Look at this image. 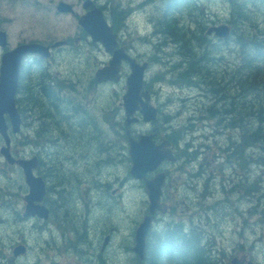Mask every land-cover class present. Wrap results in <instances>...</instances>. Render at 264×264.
Masks as SVG:
<instances>
[{
  "label": "flooded vegetation",
  "instance_id": "obj_1",
  "mask_svg": "<svg viewBox=\"0 0 264 264\" xmlns=\"http://www.w3.org/2000/svg\"><path fill=\"white\" fill-rule=\"evenodd\" d=\"M66 1L74 7L71 11L75 12H65V15L71 16L74 22H78V29L74 33V36L71 34L65 39V43L61 48L73 49L77 47L76 45H80L91 55V57H87L78 56V54L77 56L79 59H82V62H87L88 58H98V50H101V44L99 45L98 42L93 41L92 38L90 39L91 36L79 25L80 17L88 12V9L84 6L85 0ZM95 2L98 5L102 4L98 0H95ZM101 7L106 9L105 5H101ZM38 10L51 11L52 14L57 15H61L62 13H57L56 11L59 10L51 7L39 8ZM4 21L5 19L1 15L0 26L6 29L7 25H3ZM7 31L9 32V30ZM9 38L11 39V37ZM41 42L50 47L54 43L53 40L50 41L48 39H44ZM16 43H19V41ZM14 44L11 41L9 47H12ZM87 48H90V50ZM7 49L8 47L6 49L0 48V52ZM52 52H55V50L52 49ZM70 55L71 53L68 54V56ZM61 58L63 60L66 59L65 57ZM57 59L56 57L45 59L39 55L30 57V61H33L35 65L47 61V64L40 65V67L48 69L37 73L36 82L30 88L31 92L38 90L39 96H42L44 92L48 95V92L54 91V88L51 89L50 86H47V83H52L53 81L54 73L51 65L52 60L57 63ZM25 72H21V91L26 89L24 81L28 76L24 74ZM163 79L165 78L161 76L159 78L160 83H153L150 80H147L146 83L149 86H147V89L150 92V102L157 107V119L147 121L142 112L137 110L132 115V118H137L138 121L128 126L126 125V113L122 105V97L126 92L124 88L122 93L117 92L114 88L109 89L113 98L105 102L104 100L100 102L101 86L103 84L96 82L91 89H82L84 90L82 92L87 104L85 110L74 100L73 94H71L70 99H66L73 101L70 104L71 112L67 116L74 123L71 124L72 126L87 124L86 117L90 119L94 118V122H96L95 126L103 132H105L104 127L111 128L117 126L119 131L115 135L120 137L118 145L112 147L110 152L100 154V157L97 152L91 154L84 152L90 149L89 144L78 145L76 143L77 137L83 138L84 136L76 134L73 136V133L64 124L62 125L63 131L61 127H57V131L56 129L54 130L55 134L58 132L60 135L52 138L51 136L54 135L52 129L56 122L46 121V117L42 115L43 110L37 104L35 105L36 118L34 119L33 117L31 125L35 143L31 153L27 154L31 155L37 163L35 174L43 177L46 182V194L40 204L48 208L49 216L45 217L38 213L26 215V196L29 193V186L25 181L22 168L18 169L16 168V164L10 165L7 162L0 164V168L4 169L1 172L4 177H7V174L11 175L14 170L18 169L24 179V183L20 187L21 191H16L14 187L16 185H11L13 183H0V264H61L62 257L71 255L79 257L83 255L85 264H102L103 254L106 249L101 239L110 238L111 241H114V239L103 227L102 222L95 218L96 213H94V210L91 212V209L94 204L96 208L108 202L105 197L103 198L102 194V183L105 179L103 161L108 160L111 153H115L119 157L111 170L113 171V169L117 168L116 166L122 164L126 166V174L123 178L118 173H115L116 177L121 178L125 182L107 190L106 195L108 196V200L117 203L124 200L123 189L128 184L133 185L132 196L129 198L141 197L143 199L140 206L131 207L130 216L133 215L131 224L133 229L139 226L141 217L143 218V216L149 213L150 194L146 182L147 180L154 179L159 173H163L165 178L162 186L161 205L154 214L155 221L153 224H156L158 220L160 223L163 221H170L181 225L193 223L192 225L200 229L201 227L205 230L209 228L211 225L210 219L200 217V205L202 204L206 210H213L216 200L220 199L219 203L222 202L221 199H223V202H226L225 198L228 195L227 188H223V192L218 190L216 194L214 184L218 177L222 181L221 185L226 186L228 177L227 175L217 174L215 168H217L218 157L212 152L210 145L202 148V143L198 145L192 141L185 143L183 129L177 123L173 111L183 110L186 107L182 103H179L180 105L174 104L173 97L168 95L167 92L164 93L162 86L157 87V85L162 83ZM186 90L194 91L190 87H186ZM200 94L205 97L206 93L203 90ZM171 95H174V92ZM146 100L148 99L144 98V101ZM182 101L186 102V99H182ZM206 103L204 101V104ZM114 114L121 115L120 121L113 119ZM192 120L195 123V120ZM42 123L46 124L44 131ZM128 130H130V135ZM141 135L151 136L156 144H162L166 149L170 148L176 155V159L163 161L156 169L147 174V179L138 180L132 178L130 175L132 158L129 152L128 137L132 136L138 139ZM43 137H46L47 140L41 142ZM83 139L92 142L88 137ZM0 143H2V140H0ZM54 143L61 144L62 147L70 152L73 159L71 161L64 159L51 160L50 156L54 153L52 151ZM191 149H194L193 152H191ZM190 154H196L197 157H193ZM88 155H91L90 160L84 158V156ZM94 159L96 160L94 161ZM234 172L237 177L238 175L241 177L243 174V172L239 171ZM112 177L114 175L107 177V179H111ZM203 178L207 181L203 182ZM234 192L236 193L238 190L235 189ZM202 194L206 195L203 196ZM192 196L194 197L193 199L186 198H191ZM211 198H214V204L210 203ZM196 199L198 201L200 199L205 200L200 203L198 209L194 207ZM241 199L243 200L242 197ZM36 204H39V201H36ZM138 209H141V214L138 212ZM155 216H157V220ZM128 218L130 219V217ZM191 229L195 234H198L199 231L193 228V226H191ZM80 233L86 234L88 243L91 246L83 247L81 245L78 239ZM133 236L135 239V232H133ZM18 246H24L23 253H15ZM90 247L93 248L91 251L89 250ZM89 255L90 258H87ZM96 259L97 262L95 261Z\"/></svg>",
  "mask_w": 264,
  "mask_h": 264
},
{
  "label": "trees",
  "instance_id": "obj_2",
  "mask_svg": "<svg viewBox=\"0 0 264 264\" xmlns=\"http://www.w3.org/2000/svg\"><path fill=\"white\" fill-rule=\"evenodd\" d=\"M164 1L167 5L164 10L166 18L163 21L166 30L165 39L167 41L173 39L178 44L183 59L179 65L180 69L176 71L175 82H183L187 85H193V87L199 82L206 83L209 90L205 89V92L208 91V94L215 93V95L221 94L226 90L225 85L220 90L214 88L219 85V82L223 81V78L214 79L210 69V64L217 63L219 46L203 34L207 28V18L204 12L206 10V5H204L206 0ZM227 3H229L231 11L230 23L233 25L234 30V44L239 48V54L242 58L238 67L240 76L232 77V80L238 86L233 87V92L238 89L239 93L237 95L233 94L228 107L220 105L221 101L226 105L227 94L223 93L219 99L215 97V100H218L210 109L208 108L207 112L223 121H217V125L221 126L222 129H236L239 131L236 136L231 135L226 147H221V149L227 153V160L232 165L240 168L245 174L250 169L249 165L251 163L257 166L264 164V154L260 151L255 152L257 149H264V110L262 109L264 108V35L257 19L259 14H264V0H227ZM183 10L187 11L189 23L183 22L182 24V19L176 17V14ZM194 22H196L198 32L192 29ZM208 65L209 67L206 69L205 66ZM224 79L228 80L227 77ZM28 82L30 83L27 85L32 86L31 81ZM47 86L51 88L53 85L48 82ZM25 96V101L28 102L27 105L37 104L40 106L46 121H55L57 127L64 124L67 129L74 130L70 131L73 136L75 134L81 135L84 136L83 138L88 137L92 140V142H88L77 137L76 143L78 145H91V152L96 147L95 152L98 153L99 157L100 154L110 152L113 146L118 145L120 137L116 135L114 140H110L107 133L95 126L96 122L93 125V127H96L94 128L95 131L92 127L93 132H87L88 126L85 128H82L84 125L72 126L73 122L66 114L71 112L70 104L73 101L62 99L58 87L56 91L48 92V95L44 92L42 96H39V91L33 90L25 93ZM21 100L22 97L19 98V101ZM237 100L240 101L238 106ZM217 104H219V107H217ZM113 119L117 121V119ZM224 120L229 122H224ZM231 120L233 121L231 122ZM89 122L87 120L88 124L86 125H90ZM113 130L115 133L119 131L116 128ZM58 135L60 134L58 133ZM55 150H58L57 154ZM52 151L54 153L50 156L51 160L64 159L67 156L65 153L68 152L61 144L56 143L52 146ZM67 154H70V152ZM118 158V155L111 153L108 160L103 161V169L112 167ZM242 179L243 183H239L238 187H240L239 190H243V196H254L260 191V178L252 180L247 175ZM195 229L200 231L199 228ZM151 236L152 241L148 246L144 264H218L216 253H214L215 249L213 248V251L208 247L210 243L205 240L206 236L200 233L195 234L191 228L185 229L183 224L169 223L163 231L153 232Z\"/></svg>",
  "mask_w": 264,
  "mask_h": 264
},
{
  "label": "rangeland",
  "instance_id": "obj_3",
  "mask_svg": "<svg viewBox=\"0 0 264 264\" xmlns=\"http://www.w3.org/2000/svg\"><path fill=\"white\" fill-rule=\"evenodd\" d=\"M35 1H38L40 4H38V2H34V0H24L23 2H20L15 6L13 5L10 8H6V5L3 4V7L5 9H10L11 11H14L15 8H18V6H20L18 11L14 13L16 14V18L14 19L16 20L15 28L20 29L21 32L18 34L14 33L15 36H13V40L21 39L22 36L60 38L64 34L68 33V30L73 28V25L70 24L69 19L64 20L61 18L53 17L52 14H50L48 11H25V10H30V9L42 8L41 7L42 5L49 6L51 5V2L57 1V0H35ZM136 1L141 2L142 0H136ZM154 1L155 0L143 1V4L151 5L152 3H154ZM206 4L210 12H212V15H214L215 19H220V18L225 19L230 16V11L228 10V4L227 2L225 3L224 0H208L206 1ZM158 7L164 8V3H163V6H158ZM155 8H156L155 5L147 7V8H143L142 10H140L142 12L138 13L134 17L133 19L134 27L132 28V31L136 35H144V34H147L149 31H151L152 25H150V23L147 20L148 14L146 13V11H153ZM187 11L186 10L180 11V14L177 17L178 18L182 17L184 22H188V14H186ZM205 13H209V11H205ZM21 17H23V21L21 20ZM260 18L264 22L263 15H260ZM163 27L164 25L160 27V29H162ZM196 32H198V30ZM135 43L137 44L138 49L142 54H145L149 50L146 45L145 40L141 38L140 39L136 38ZM171 50H172V47L169 48V51ZM151 51H155V49L152 48ZM158 51L164 54L166 53L165 49L162 47H159ZM226 52L227 53L224 54L225 57L227 59H230L231 62H233V64L225 65L226 62H230L226 59L222 60L223 62L221 64L219 63L221 66L215 62L213 65L210 64L211 65L210 69L212 70L214 79L223 78V81L219 82V85H216L214 89L215 90L216 88H218V90L223 89V86L225 85L226 90H224V92L218 95H215V93L204 95L207 101L206 103L207 105H205L206 111L208 110V108L210 109V107L220 97H222L223 93L227 94L228 99L225 100L226 105H224L223 101H221L220 105H223L225 107H228V105L230 104L233 94L237 95V93H239L238 89H235L233 92V87L236 88L238 86L236 82L232 80V77L240 76L238 74L239 72L238 67L240 65L239 61L240 60L242 61V58L240 57L239 50H238V53L235 54L233 53L232 49H229L228 47H226ZM68 54L69 53H66L65 51L58 53V56H64L66 58L63 60L64 61L63 64L58 63L59 64L58 68L61 69V72L59 74L62 77L63 76L66 77L68 76V74H70L73 77L72 86L68 87L69 89H71L70 93L73 94L74 100L79 101L82 104L83 108L86 109L87 104L84 99V93L82 92L84 90L82 89L86 88L89 82L87 80L85 81L82 80V78H80L82 76H79L76 73L77 72L83 73V71L86 70V67L88 64L83 63L82 59H79L78 56L87 55V53L82 52L78 56L74 52H72L70 56H68ZM107 59H108V56L105 54H103V56L98 57L96 60L89 59L88 66H93L95 61L98 62L97 65H100L99 62H101V60L105 64ZM176 61H178V58H176ZM207 67H209V65L205 66L206 69ZM158 69L159 67L157 66L156 70ZM175 75H176V72H175ZM230 76L231 78L229 80ZM225 77L228 78V81L224 79ZM101 87H102V93L100 95V98H101L100 102H102L103 100L105 101L112 100L113 97L111 96L112 94H110L111 91L109 89L114 88L117 92L122 93L125 85L124 83L118 84V85L113 84V83H107V84L102 85ZM184 87H190L194 90L193 92L189 91L183 94V96L186 99L188 110H184L182 112L181 118H179V120L186 122L191 117V115L194 113V110L196 107L195 106L196 98L194 97V95L197 96L198 92L200 93L203 90L205 92V89H208V88H207L206 83L202 84L201 82H199V84H195V87H193V85H187V84H184ZM263 93H264V90H263ZM215 97L218 99L215 100ZM193 98L195 99L193 100ZM241 100L243 101V98ZM237 101H238L237 103V106H238L240 101L239 100ZM173 103L179 104V96L177 94L173 97ZM217 105L216 106L219 107V104ZM262 109L264 110V108ZM68 114L69 113L67 112L66 115L68 116ZM87 120L88 122L90 120L89 122L90 125L83 124L84 126H82V128H85L86 126H88L87 132L95 131L94 129L95 127H93L94 119L93 118L90 119L87 117ZM232 121L233 120H231V122ZM187 125L190 129H194V122L192 119H189ZM92 127L94 129L93 131H92ZM231 130L232 129L228 130L227 128L222 129L221 126L217 125V120H216L215 129L212 131V133L213 135L217 136L219 139V142L222 143L225 141L226 136L229 134ZM70 131H74V130H70ZM24 132L26 131L24 130ZM195 135L198 136V141L196 143L198 144L199 142L203 141L202 148H205V146L208 143V137L203 136L201 138L200 135H203V134H198V133ZM108 137L110 138V140L115 139L114 134L112 135L108 134ZM212 138H214V136ZM213 140L214 139H212L211 141ZM27 151L31 152V148H28ZM2 161L3 159L0 157V164L2 163ZM113 166L108 169H104V172H105V179H104L105 182L104 183H106L104 185V188L108 190L120 184H123L125 182L121 178L116 177L117 175H115V173H118L120 177L124 178L126 174V166L121 164L120 166H116L117 168L113 169L112 171L111 169L113 168ZM217 166H219V164H217ZM249 168L250 169H248L245 174L243 173V178H245V176L248 175L252 180L257 179V178L261 179L260 184H259L260 191L258 192L257 197L243 196V200L241 199L239 200V203L232 204V205L230 201L221 202L212 211H209V212L208 210L207 212L203 211L201 215L204 218L215 221V222H212L213 224L214 223L215 224L213 226L211 225L212 230L215 231V235H214L216 237L215 248L217 249V252L218 250L220 253H222V251L224 252L223 254L225 255V257L223 258L224 261L228 260V258L232 255V253L230 254V252H232L234 249L237 248V252L238 253L241 252L242 249L240 248V246L243 245V256H245L244 254L248 256H252L255 261L259 262V264H264V167H260V166H257L251 163L249 165ZM110 170L111 172L108 173ZM225 172L228 173L227 177H229L230 175L229 170H226ZM111 175H114V177H112L111 179H107V177ZM202 180L203 182L207 181L205 178H203ZM8 182L13 183L11 185H16L14 186L16 191H21L20 187L24 183L22 173L20 174V171L16 169L12 172L11 175L7 174V177L0 175L1 184L8 183ZM221 183L222 181L217 177L215 184H214L215 185L214 189H215L216 194L218 190L223 192V188H227V190H229L230 193H234V190L237 189L238 184H239L235 182L234 180H232L231 178H228V183L226 186H222ZM131 189H132V185L130 184L124 187L123 191H124V195L126 199L122 200L120 203L109 201L108 196L106 195L107 190H102L103 198L105 197L106 201L108 202H106L105 204L102 203L103 205H101V207L98 208L97 213L95 214V218L97 220H101L104 223L106 222L105 227H107L108 229H112L114 227H119L120 229V232L117 233L118 235L116 234V236H113L112 239H114V241L110 247V253L109 252L107 253L108 255H112L111 264H137L134 258V253L131 251V248L133 246V241H134L133 232H135L137 227L133 229V226H131L133 215L132 216H128V215L131 214V210L129 208L140 206L141 203L143 202V199L141 197L129 198V196L132 195V192L130 191ZM240 192L241 190L239 191V193ZM202 195L205 196L206 194L205 195L202 194ZM186 198L193 199L194 197L192 196L191 198H188V197ZM213 199L214 198H211L210 200L211 204H214ZM204 201H205L204 199H200L199 201L198 199H196L195 200L196 204L194 207L198 209L200 203ZM91 210H93V208ZM251 211L253 212V214H250ZM138 212L141 214L142 213L141 209H138ZM125 217H130V219L128 218L127 220ZM261 218L263 220H261ZM109 222L111 223L109 224ZM168 222L170 221H167V222L163 221L160 223L157 220V223L154 225V228H153V230H155V233H158L159 231H163L164 227L166 226L165 223L167 224ZM128 223L129 225H127ZM192 224L193 223H189L185 225L195 226ZM239 231L241 232L239 233ZM208 247L211 248L212 250L214 248L212 246H208ZM72 260H73V256L62 257L61 264H69ZM95 261L97 262V259ZM107 261L108 260L105 256L104 264H107Z\"/></svg>",
  "mask_w": 264,
  "mask_h": 264
},
{
  "label": "water",
  "instance_id": "obj_4",
  "mask_svg": "<svg viewBox=\"0 0 264 264\" xmlns=\"http://www.w3.org/2000/svg\"><path fill=\"white\" fill-rule=\"evenodd\" d=\"M69 8V6L61 7V9ZM102 25L103 27L101 24L96 23L95 27L91 29V32L93 33L95 39L101 38V40L104 41L103 43L106 45L108 50H113L116 46V41H110L108 39L107 31L112 28L108 26L104 19L102 21ZM86 28L90 31V28ZM212 31H216L219 36L224 37L230 33V27L228 25L216 26L209 30V32ZM6 43V35L0 30V44L6 45ZM42 47L43 46L38 44H24L4 55L0 75V134H3L6 137L8 144H10V140L7 136L8 124L5 115L8 114L10 116L14 132H18L21 125V118L15 106V93L17 91L21 59L26 53L41 51L43 49ZM124 58L130 61L132 69V73L127 79L128 92L124 96V107L126 112L130 115L139 108V103L141 101L140 91L143 89V80L147 64L145 63L140 65L134 59L117 50L115 51V57L111 60L110 65L98 71L97 78L100 81L110 80L118 82L120 79V67ZM143 110L146 115L152 111V109L148 107L143 108ZM146 117L147 119L149 118V116ZM2 152L10 161H13L8 147L2 148ZM130 152L133 159L131 173L138 178L144 177L149 170L156 168L162 160L171 158L166 151H163L160 147H156L153 143H151L149 137L144 136H142L138 141L135 139L131 140ZM19 163L23 166L26 180L30 185V194L26 198L28 202L27 214H32L35 213V210H38V206L35 204V201L42 200L45 194V181L41 177H36L34 175L33 168L36 166L35 161L20 160ZM161 184L162 178L160 179V177L148 182V188L151 190L152 211L159 205ZM150 223L151 216H147L141 226V229L138 231L137 242L134 248L141 257L144 254L145 240Z\"/></svg>",
  "mask_w": 264,
  "mask_h": 264
},
{
  "label": "bare ground",
  "instance_id": "obj_5",
  "mask_svg": "<svg viewBox=\"0 0 264 264\" xmlns=\"http://www.w3.org/2000/svg\"><path fill=\"white\" fill-rule=\"evenodd\" d=\"M161 1H163V3H164V10H165V8H166V3H165V1L164 0H161ZM163 10V11H164ZM165 12V11H164ZM180 13L178 12V14H176V17L179 15ZM165 16L163 17V19H162V21L160 22V27H162L163 25L165 26V24H164V22L163 21H165ZM162 23V24H161ZM162 29H164V27L162 28ZM161 29V30H162ZM58 91H60V92H62V88H63V86L61 85V84H58ZM65 92V91H64ZM70 101H72V100H70ZM76 101V100H75ZM76 102H78L80 105H81V107H83L82 106V104L79 102V101H76ZM85 110V109H84ZM118 115V116H117ZM114 114L113 115V118H115V119H117V121H120V119H121V115H119V114ZM31 117H34V119L36 118V112H33L32 113V115H31ZM86 120H87V117H86ZM95 121V120H94ZM114 137H116V135L114 134ZM89 147H90V149L88 150V151H84V152H86V153H89V154H91V153H95V149H96V147H94V151L93 152H91V148H92V146L91 145H89ZM55 152H56V154L58 153V150H55ZM67 153H69V151L67 152ZM67 153H65V155H67V156H65L64 157V160H67V161H71L72 159H73V157H72V155L71 154H67ZM56 156H58V155H56ZM59 157V156H58ZM91 157V155H88V156H84V158H86L87 160H90L89 158ZM103 171H104V169H103ZM105 182V180L103 181V183H102V187H103V190H108V189H106V188H104V185L106 184V183H104ZM102 190V189H101ZM161 193H162V188H161ZM95 205V204H94ZM93 205V210H94V213H97V210H98V208L99 207H101V206H99V207H96L95 208V206ZM95 208V209H94ZM93 210H91V212H93ZM157 216H155V218H156ZM157 220V219H156ZM99 221H101V220H99ZM155 220H154V214L152 215V218H151V226H150V229H149V235H151V233H153V232H155V230H153V228H154V225L155 224H153V222H154ZM102 222V224L104 225L103 227L112 235V238H113V236H116V234L117 233H119L120 232V229H119V227H114V228H112V229H108L107 227H105V225H106V222L104 223L103 221H101ZM85 223H86V221H85ZM169 223H172V222H168L167 224L165 223V227H167V225L169 224ZM142 224H143V222H142ZM142 224L139 226V227H137L136 228V230H135V233L137 234V231H138V229H141V226H142ZM153 224V225H152ZM183 226H184V228L185 229H190L191 228V226H187V225H185V224H183ZM164 227V228H165ZM152 228V229H151ZM193 228H199V227H197V226H193ZM116 230V231H115ZM151 231V232H150ZM118 235V234H117ZM136 238H137V235H136ZM78 239L80 240V242H81V245L83 246V247H86V246H91V245H89V243H88V238H87V236H86V234L84 235L83 233H80L79 234V236H78ZM106 241V240H105ZM112 243H113V240L111 241L110 240V238L108 239V242L106 243V245H104V248L106 249L105 251H104V254H103V260H102V264H104V260H105V256H106V258H107V264L109 263V264H111V260H112V255H108L107 253L109 252L110 253V247H111V245H112ZM93 248L92 247H90L89 248V250L91 251ZM131 251L134 253V258H135V260H136V263L137 264H144V262H145V257H146V255H147V250L144 252V254L142 255V257H137L135 254L137 253V251L135 250V248H134V246H132V248H131Z\"/></svg>",
  "mask_w": 264,
  "mask_h": 264
}]
</instances>
